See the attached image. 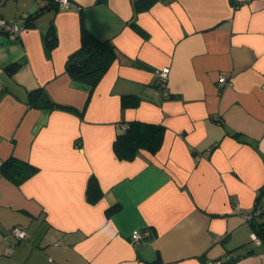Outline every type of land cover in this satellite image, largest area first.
<instances>
[{
	"label": "crops",
	"instance_id": "0c3cea01",
	"mask_svg": "<svg viewBox=\"0 0 264 264\" xmlns=\"http://www.w3.org/2000/svg\"><path fill=\"white\" fill-rule=\"evenodd\" d=\"M134 1L0 0L25 26L0 33V165L36 167L19 184L0 173V264H264V217H245L264 201V0ZM81 22L115 50L93 87L68 69ZM163 67L170 97L155 92ZM130 122L160 125L159 149L118 158Z\"/></svg>",
	"mask_w": 264,
	"mask_h": 264
},
{
	"label": "trees",
	"instance_id": "16d2710c",
	"mask_svg": "<svg viewBox=\"0 0 264 264\" xmlns=\"http://www.w3.org/2000/svg\"><path fill=\"white\" fill-rule=\"evenodd\" d=\"M154 2H156V0H135L134 8L136 11L145 10L153 5ZM31 18L32 14L27 15L25 22L28 23ZM80 28V47L74 53L75 56L78 55V58L75 60L87 58V62L78 73L72 74L75 79L90 81L93 87L114 60L115 50L109 41H99L94 38L86 30L82 22ZM46 42L49 47H53L56 44V37L52 31H49ZM74 54L70 56L69 61L74 57ZM71 62H68V64ZM37 95V98H41V101H43L48 108L60 107L59 104L52 101L42 90H38ZM30 97V99L34 98L32 94H30ZM167 97H170V95L168 94ZM162 138L163 128L160 125L140 122L126 123L125 129H121L115 136L113 151L118 158L130 160L140 149H146L150 152L158 150L162 143ZM35 171V166L15 156H9L7 159L3 160L0 165V173L16 184L25 181ZM96 189L97 183L95 179L91 177L88 181V198L92 200L95 198V196H93V191H96ZM260 204L259 202L255 204L252 213ZM255 216L264 217V213L262 212L252 217ZM253 223L252 226L257 237L264 242V220Z\"/></svg>",
	"mask_w": 264,
	"mask_h": 264
},
{
	"label": "built area",
	"instance_id": "2783aa9c",
	"mask_svg": "<svg viewBox=\"0 0 264 264\" xmlns=\"http://www.w3.org/2000/svg\"><path fill=\"white\" fill-rule=\"evenodd\" d=\"M60 8H68L70 6V0H54ZM26 17V16H25ZM25 28L24 24H20L19 22H10L0 17V33L10 35L12 37L18 36V34ZM169 68L163 67L155 70V74L157 77V83L161 90L156 89V93L162 94L163 97H167L168 93L163 90L165 88L166 80L168 77ZM228 82V77L224 73H220L217 78V84L219 86H223ZM126 124L123 123L121 128L125 129ZM264 213V201L261 202L260 206L251 214H246L245 217L247 219H251L253 215H258L259 213ZM10 233L13 234L17 239H20L26 235V230L20 225H14L10 229ZM150 235V231L148 229H139L134 230L130 239L133 242L140 241ZM252 238L256 241H260L255 233L252 234ZM13 249V244L6 248V253H11ZM207 264H222L219 260H209Z\"/></svg>",
	"mask_w": 264,
	"mask_h": 264
},
{
	"label": "water",
	"instance_id": "95a60500",
	"mask_svg": "<svg viewBox=\"0 0 264 264\" xmlns=\"http://www.w3.org/2000/svg\"><path fill=\"white\" fill-rule=\"evenodd\" d=\"M86 62H87V58L75 60L68 64V69L73 74L78 73Z\"/></svg>",
	"mask_w": 264,
	"mask_h": 264
}]
</instances>
